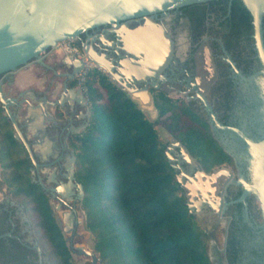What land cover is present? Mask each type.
Instances as JSON below:
<instances>
[{"label": "flooded vegetation", "instance_id": "flooded-vegetation-1", "mask_svg": "<svg viewBox=\"0 0 264 264\" xmlns=\"http://www.w3.org/2000/svg\"><path fill=\"white\" fill-rule=\"evenodd\" d=\"M220 13L219 10L209 13L200 20L199 16L189 15L182 7H179L152 15L151 20L161 25L171 40V56L158 73L149 78L152 86H148V91L153 108L157 97H163L172 104L182 106L188 115L197 118L203 124L204 129L209 131L214 140L215 149H212L210 156L206 158L197 156L183 139L175 137L166 128L167 135L165 141L162 142L166 160H169L167 157L169 153L171 160H175L171 163L179 164L183 170V175L179 169L173 171L176 180L177 176L181 177L180 182L178 180L177 182L184 192L186 204L189 202L186 196L189 191L187 185L191 184L188 177H194L197 180L196 174L200 171L207 174L219 173L214 181L203 185L206 196L198 190L197 195L190 202L194 205L191 213L194 219L204 222V231L207 235L206 253L210 263L264 264V221L259 202L251 192L244 197L243 202L236 201L243 191V186L235 183L239 174L245 182L251 183L248 146L234 132L211 128L210 114L198 96L203 97L221 125L239 129L259 138L258 131L261 126L258 111L261 107L259 85L261 74L251 82L241 80L224 60V50L244 76L260 72L262 65L253 46L252 34L239 32L237 35L229 36L231 46L229 49L224 46L223 35L230 33L225 28L224 16L219 15ZM143 24L144 19H131L124 22V27L132 30ZM110 29L111 26L103 25L80 34L76 41L70 43L75 47V55L81 58V55H84L81 45L91 44L96 50L100 49L99 52H105L109 57L114 56L113 51L117 46V39L109 32ZM249 37L252 41H249ZM60 51L62 54L64 52L66 58H71L69 48H61ZM50 52L51 50L46 49L42 54L43 62L49 69L35 64L40 66L43 74H49L42 91L28 87L11 94L13 89L10 85L13 82L12 72L14 71L1 74L0 79L6 96L15 98L10 109L34 153L38 152L37 142L43 139L37 129L36 114L41 112V105L45 108L47 114L42 117V121L46 136L41 145L44 151L42 158L34 156L39 164L37 168L32 164L27 153L31 162L29 173L31 180L34 178L32 181L37 182L45 192L48 201L55 202L53 210L59 212L61 225H58L66 245L70 254H77L71 247L80 246L75 243L74 238L79 233L77 228L81 224L74 225L73 223L75 228L72 235L65 233L61 215L69 212L71 207H75L78 214L79 201L74 199L75 193L71 200L61 199L56 193L52 195L50 188L55 187L60 181H65L62 175L64 173L62 159L66 154L63 147L64 137L68 145V137L73 135L70 126L84 123L88 112L85 107L76 104L70 106L67 102H63V105L59 107L48 103L58 100V93L63 90L64 81L67 87L80 88L77 83L78 75L73 74L71 77L70 67L60 62L62 54L57 62L46 63ZM53 71L64 74V76L59 77ZM55 78H59L61 82L55 89L54 96H49ZM80 90L89 107L85 89L80 88ZM44 96L46 99H42ZM31 106H35L36 109H32ZM168 114L169 112L166 115ZM26 119H28L27 123H25ZM17 141L22 144L20 140ZM218 149L223 154L216 156ZM219 159L223 161L209 167L202 165L199 161ZM52 172L57 183L48 181ZM228 173H231V176ZM73 190L76 192V189ZM57 205H59L58 209H56ZM3 210L8 212L11 228L0 234L9 233L8 236L0 237H12L31 251L27 258L28 264H50V258L42 249L39 240L33 235L32 224L22 206L9 195L6 186L0 184V212ZM36 247L40 249L39 253Z\"/></svg>", "mask_w": 264, "mask_h": 264}, {"label": "trees", "instance_id": "trees-1", "mask_svg": "<svg viewBox=\"0 0 264 264\" xmlns=\"http://www.w3.org/2000/svg\"><path fill=\"white\" fill-rule=\"evenodd\" d=\"M182 8L200 20L219 10L230 33L223 35L227 49L229 36L253 32L252 18L240 0H212ZM262 28L264 37V16ZM84 89L93 114L81 132L68 137V145L75 156V180L83 189L78 202L83 226L92 236L101 264H211L207 235L188 212L155 127L168 129L202 158L215 149L209 131L182 106L163 97L153 103L156 119L148 120L138 103L97 68L85 75ZM2 112L0 107V184L39 230L50 264H75L47 195L31 180L27 152L14 139ZM221 153L218 149L216 156ZM220 159L199 161L209 167ZM10 228L8 212L3 210L0 234ZM30 252L12 237H0V264H28Z\"/></svg>", "mask_w": 264, "mask_h": 264}, {"label": "water", "instance_id": "water-1", "mask_svg": "<svg viewBox=\"0 0 264 264\" xmlns=\"http://www.w3.org/2000/svg\"><path fill=\"white\" fill-rule=\"evenodd\" d=\"M207 1L212 0H0V75L12 72L30 62L48 68L42 57L46 49L51 51L61 50L60 43L76 41L80 34L88 30L109 25L111 26L109 32L117 39V46L113 51L115 55L109 57L107 53L99 52L100 49L96 50L91 44H82L81 50L85 59L91 62L94 67L102 70L113 84L125 92L128 97L139 102L142 107L152 106L148 91V86H152V82L149 78L156 75L171 56V40L165 34L164 28L151 20L152 15ZM240 1L252 18L253 46L262 65V70L256 74L244 76L225 50L224 60L241 80L251 82L257 75L261 74L259 79L261 100V107L258 111L261 126L258 131L259 138L239 129L221 125L203 97L198 96L210 114L211 128L234 132L247 144L251 165V183L245 182L242 175L239 174V178L235 180V183L241 184L243 191L236 201L243 202L248 193H253L259 202L264 221V37L262 28L264 0ZM131 19H144V24L132 30L126 29L124 22ZM70 52L72 54L71 58H66L63 52L60 62L70 67V75L73 77V74L78 75L83 69L84 60L78 58L74 52ZM53 72L59 77L64 76V74ZM42 99H46L45 96ZM14 100V97L6 96L0 79V105L3 114L11 122L13 137L21 141L32 164L37 168L39 164L35 161L34 156L42 158L44 147H41V145L46 136L42 117L47 113L44 106L41 105V112L36 114L37 129L42 134L43 139L37 142L38 152L34 153L26 142V138L10 109ZM63 102H67L70 106L76 104L86 108L88 112L86 121L77 126H70L72 134L81 132L91 121L93 111L89 109L80 88L67 87L64 81L63 90L58 93V100L49 101L48 103L51 106L58 105L61 107ZM31 108L36 109L35 106H31ZM27 122L28 119L25 120V123ZM65 140L66 137H64L63 143L66 154L62 159L64 168L62 175L65 181H60L55 187L50 188V191L52 195L56 193L61 199L67 200H71L72 195L75 193L74 199L79 201L83 197V189L81 183L75 180V156ZM167 157L172 169L181 170L183 175L181 166L171 163L175 160H171L172 157L169 153H167ZM228 175L231 176V173H228ZM218 176L219 173L216 172L207 174L200 171L196 174L197 180L194 177H188L191 182L190 185H187L189 191L186 193L189 201L187 202L189 213H192L194 208V205L190 202L197 195V191L199 190L203 196H206L203 185L209 181H214ZM177 180L180 182L181 177L177 176ZM48 181L57 183L53 172L50 174ZM73 189H76V192ZM58 207L59 205L56 206V209ZM61 218L64 224L63 231L71 235L75 228L73 223L74 225L82 223L75 207H71L69 212L62 214ZM8 235L9 233H4L0 236ZM71 248L77 254L89 257V264H101L102 262L94 249H87L82 245ZM36 250L38 253L40 252L38 247H36Z\"/></svg>", "mask_w": 264, "mask_h": 264}, {"label": "rangeland", "instance_id": "rangeland-1", "mask_svg": "<svg viewBox=\"0 0 264 264\" xmlns=\"http://www.w3.org/2000/svg\"><path fill=\"white\" fill-rule=\"evenodd\" d=\"M96 71V70H95ZM91 77V74L90 76L88 77V79H90ZM17 89H13L11 91V94H14L16 92ZM139 105V104H138ZM140 108L143 110L144 112V115L145 117L148 119V120H155L156 117H157V111L155 110V108H153L152 106H149V107H142L141 105H139ZM156 131H157V135L159 137V140L161 142H164L165 141V138H166V131H165V128L161 127V126H156ZM49 204L50 206L52 207V210L54 209V204L55 202L53 200H49ZM53 215L57 221V223L59 225H61V219H60V216H59V212L57 211H54L53 210ZM78 216L81 218L82 220V223L81 225L78 226L77 228V231L79 232L77 234V236L74 238V241L76 244H79V245H82V246H85V248L87 249H93V245H92V236L91 234L84 228L83 226V213L82 211L80 210L79 208V205H78ZM28 217V216H27ZM29 219V218H28ZM195 222H196V225L198 226L199 229H202V230H205V226H204V222L199 220V219H195ZM32 230H33V235L36 237V239L39 240L40 244H41V247L42 249L44 250V252L46 253V251H48V246L47 244L43 241V239H41L40 237V232L38 229L34 228V226L32 225ZM97 255V253H96ZM98 256V255H97ZM71 259L72 261L75 263V264H86L87 262H89V257L87 256H83V255H78V254H75V253H72L71 254ZM98 264V263H97Z\"/></svg>", "mask_w": 264, "mask_h": 264}, {"label": "crops", "instance_id": "crops-1", "mask_svg": "<svg viewBox=\"0 0 264 264\" xmlns=\"http://www.w3.org/2000/svg\"><path fill=\"white\" fill-rule=\"evenodd\" d=\"M61 54L62 52L60 50L51 51L47 55L46 63L52 64L57 62L61 57ZM38 65L30 62L14 70V72H12L13 82L10 87L17 90L31 87L35 90L42 91L48 81L49 74H43ZM60 82L61 80L59 78L54 79V84L49 92V96H54L55 89L60 85Z\"/></svg>", "mask_w": 264, "mask_h": 264}, {"label": "built area", "instance_id": "built-area-1", "mask_svg": "<svg viewBox=\"0 0 264 264\" xmlns=\"http://www.w3.org/2000/svg\"><path fill=\"white\" fill-rule=\"evenodd\" d=\"M71 41H64L62 43H60V47L65 49V48H69L71 51L75 52V47L73 45L70 44ZM81 58L84 60V67L83 69L81 70V72L78 74L77 76V83H78V86L83 90V83H84V78H85V75L87 74V72L94 67V65L91 63V62H88L86 59H85V56L81 55Z\"/></svg>", "mask_w": 264, "mask_h": 264}]
</instances>
